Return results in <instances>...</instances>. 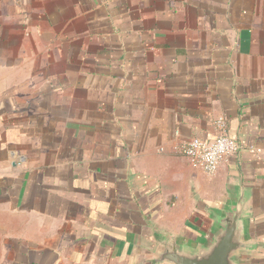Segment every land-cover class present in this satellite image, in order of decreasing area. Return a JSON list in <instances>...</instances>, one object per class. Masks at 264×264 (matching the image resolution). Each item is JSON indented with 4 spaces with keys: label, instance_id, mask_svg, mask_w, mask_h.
Returning <instances> with one entry per match:
<instances>
[{
    "label": "crops",
    "instance_id": "obj_1",
    "mask_svg": "<svg viewBox=\"0 0 264 264\" xmlns=\"http://www.w3.org/2000/svg\"><path fill=\"white\" fill-rule=\"evenodd\" d=\"M240 202L264 264V0H0V264H168Z\"/></svg>",
    "mask_w": 264,
    "mask_h": 264
},
{
    "label": "water",
    "instance_id": "obj_2",
    "mask_svg": "<svg viewBox=\"0 0 264 264\" xmlns=\"http://www.w3.org/2000/svg\"><path fill=\"white\" fill-rule=\"evenodd\" d=\"M244 209L240 202L219 221V229L196 247L180 246L171 239L160 261L168 264H239L240 256L249 251L245 242Z\"/></svg>",
    "mask_w": 264,
    "mask_h": 264
},
{
    "label": "built area",
    "instance_id": "obj_3",
    "mask_svg": "<svg viewBox=\"0 0 264 264\" xmlns=\"http://www.w3.org/2000/svg\"><path fill=\"white\" fill-rule=\"evenodd\" d=\"M217 125L220 133L215 139L194 138L179 150L195 168L210 176L217 172L225 158L239 151L237 142L226 134L225 121L220 119Z\"/></svg>",
    "mask_w": 264,
    "mask_h": 264
},
{
    "label": "rangeland",
    "instance_id": "obj_4",
    "mask_svg": "<svg viewBox=\"0 0 264 264\" xmlns=\"http://www.w3.org/2000/svg\"><path fill=\"white\" fill-rule=\"evenodd\" d=\"M9 30H12V28H8ZM13 31V30H12ZM4 45H6V43H4Z\"/></svg>",
    "mask_w": 264,
    "mask_h": 264
}]
</instances>
